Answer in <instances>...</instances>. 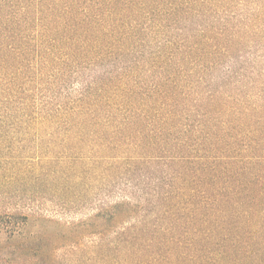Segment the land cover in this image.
<instances>
[{
    "label": "trees",
    "instance_id": "16d2710c",
    "mask_svg": "<svg viewBox=\"0 0 264 264\" xmlns=\"http://www.w3.org/2000/svg\"><path fill=\"white\" fill-rule=\"evenodd\" d=\"M245 43H264V0H0V140L54 129L103 173L160 164L159 202L188 219L126 223L100 264H264V68L211 78ZM1 219L0 261L52 262Z\"/></svg>",
    "mask_w": 264,
    "mask_h": 264
},
{
    "label": "rangeland",
    "instance_id": "374dc122",
    "mask_svg": "<svg viewBox=\"0 0 264 264\" xmlns=\"http://www.w3.org/2000/svg\"><path fill=\"white\" fill-rule=\"evenodd\" d=\"M261 44L245 43L239 55L213 72V85L220 84L228 69L243 70L246 65L250 72H256L264 68ZM102 71L86 73L62 92L74 97L85 82ZM55 131L16 129L0 140V168L4 171L0 180L1 220H27L26 233L35 238L47 236L42 247L52 255L49 264H100V244L107 245L111 233L129 222L150 225L168 220L179 227L188 220L178 207L159 202L171 180L160 164L140 160L128 170L110 168L103 173L90 148L52 135ZM24 132L30 135L24 136ZM6 179L10 180L8 185L3 182Z\"/></svg>",
    "mask_w": 264,
    "mask_h": 264
}]
</instances>
